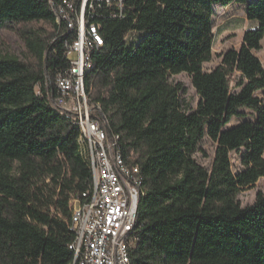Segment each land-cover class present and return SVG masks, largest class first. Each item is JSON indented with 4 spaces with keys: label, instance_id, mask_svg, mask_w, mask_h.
Segmentation results:
<instances>
[{
    "label": "trees",
    "instance_id": "trees-1",
    "mask_svg": "<svg viewBox=\"0 0 264 264\" xmlns=\"http://www.w3.org/2000/svg\"><path fill=\"white\" fill-rule=\"evenodd\" d=\"M61 0H0V28L15 30L27 59L0 57V264H73L72 214L92 186L76 122L46 96L76 35L57 23ZM90 21L104 45L86 89L98 118L137 165L142 195L132 264H264V0H122ZM243 5L258 28L214 58L216 6ZM187 74L193 110L172 77ZM99 106V107H98ZM237 121L233 125V122ZM213 144L209 168L204 141ZM236 154L240 169L235 170Z\"/></svg>",
    "mask_w": 264,
    "mask_h": 264
},
{
    "label": "built area",
    "instance_id": "built-area-1",
    "mask_svg": "<svg viewBox=\"0 0 264 264\" xmlns=\"http://www.w3.org/2000/svg\"><path fill=\"white\" fill-rule=\"evenodd\" d=\"M65 8H56L62 24L67 29L72 22L83 23V30L68 47L67 57L72 58V65L59 72L55 78L54 88L47 83L46 96L60 105V111L80 119V125L88 130V135L94 144L98 155V180L100 191L89 189L81 197H90L87 210H78L80 225H78L77 242L72 244L79 264H125V247H129L126 232L132 222L133 207H137V185L132 183V174H125L124 167L115 159V147L112 135L108 134L106 126L96 118V122H86V115L97 112L91 102L85 101V89L80 71L89 64V53L98 49L99 25L86 18L87 2H96V6L105 4L115 7L118 16L123 10L122 0H61ZM56 6V1H51ZM132 172H137L138 166L131 165ZM119 179H127L128 190H120ZM95 197H102V205H95ZM109 247H116V256H109Z\"/></svg>",
    "mask_w": 264,
    "mask_h": 264
},
{
    "label": "rangeland",
    "instance_id": "rangeland-1",
    "mask_svg": "<svg viewBox=\"0 0 264 264\" xmlns=\"http://www.w3.org/2000/svg\"><path fill=\"white\" fill-rule=\"evenodd\" d=\"M214 58L212 62L204 65V70L210 72L215 69L219 63V55L230 49H239L243 43V37L246 30H254L258 28V23L249 21L245 7L243 5L232 4L228 7L216 6L214 8ZM264 66V40L262 41V48L256 53ZM17 57L25 61L27 59V49L24 42L19 37L18 33L10 27L0 28V57ZM172 84H182L186 89V94L182 99L195 110L199 104V96L193 87L192 79L187 74H181L170 79ZM237 121L233 122V125ZM207 157L198 155L199 162L209 168L214 156V146L209 141H204L202 144ZM235 170L240 169V162L236 154L232 155ZM259 192H264V179H261L253 188H250L241 193L239 200L242 206H250L255 202L256 196Z\"/></svg>",
    "mask_w": 264,
    "mask_h": 264
},
{
    "label": "bare ground",
    "instance_id": "bare-ground-1",
    "mask_svg": "<svg viewBox=\"0 0 264 264\" xmlns=\"http://www.w3.org/2000/svg\"><path fill=\"white\" fill-rule=\"evenodd\" d=\"M56 11V8H65V1H61V5H59V7H56L54 5H52ZM96 11V2H87V9H86V18L90 20V16L93 15ZM56 16H57V23L61 24L62 23V19L60 17V14L57 13L56 11ZM70 30H73L75 32L76 37L79 36V34H81L82 30H83V23L80 22H72V27L69 28ZM75 37V38H76ZM98 48L102 47L104 45V39L103 36L101 35V33L98 34ZM94 51H91V53H89V64L87 66H85V69H83L82 71H80V79H82L83 82V86L85 89V101H89V96H88V92L86 89V76L88 75V73L93 69V62H92V55H93ZM70 59V65H72V58ZM49 103L55 108L57 109L59 112H61V114L63 115H67L68 117H71L76 124L79 127L80 130V143L82 145V149H83V154L86 157V159L88 160L90 167H91V171H92V186L91 188H93V191H100V182L98 180V155L95 154L94 151V144L92 142V139H90L89 135H88V130L86 127H84L83 125H80V119H77V117L72 116V114H66L63 113L62 111H60V105L56 104V101H51L49 98ZM93 106V105H92ZM99 107V106H98ZM98 108H96L97 110ZM86 122H96V118L94 117V115H86ZM109 134V132H108ZM110 135V134H109ZM113 137V143L115 144V147H119V149H115V159L118 160L119 165H121V167H124L125 170V174H132V183H136L137 185V207H133V217H132V222L131 224H129V227L127 228V232H126V239L128 240H132L129 241V247H125V264H132V259H131V250L135 244V238L132 235L133 231H134V227L137 221V215H138V204H139V200L140 197L142 195V177L140 175V169L138 167L137 172H132V167L130 165H127L124 157H123V153H122V149H121V145L119 142V137L117 136H112ZM119 187L120 190H128V182L127 179H119ZM90 205V197H83L81 200H78L73 214H72V229L75 232V239H74V243L77 242V233H78V225H80V214H78V210L80 208V210H87V206ZM95 205H102V197H95ZM70 249L73 251L74 253V261L73 264H79V258H77V254H75V250L74 247H70ZM109 256H116V247H109Z\"/></svg>",
    "mask_w": 264,
    "mask_h": 264
}]
</instances>
